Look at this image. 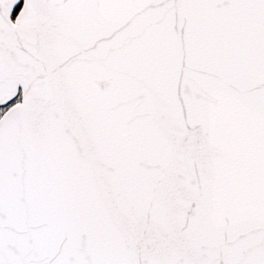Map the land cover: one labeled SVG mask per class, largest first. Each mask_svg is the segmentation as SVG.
Wrapping results in <instances>:
<instances>
[{
    "label": "snow or ice",
    "instance_id": "6c2138e0",
    "mask_svg": "<svg viewBox=\"0 0 264 264\" xmlns=\"http://www.w3.org/2000/svg\"><path fill=\"white\" fill-rule=\"evenodd\" d=\"M0 264H264V0H0Z\"/></svg>",
    "mask_w": 264,
    "mask_h": 264
}]
</instances>
